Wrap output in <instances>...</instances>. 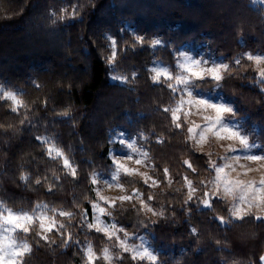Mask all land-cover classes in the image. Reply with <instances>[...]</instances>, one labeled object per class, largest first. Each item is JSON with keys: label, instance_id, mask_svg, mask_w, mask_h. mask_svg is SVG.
Here are the masks:
<instances>
[{"label": "trees", "instance_id": "16d2710c", "mask_svg": "<svg viewBox=\"0 0 264 264\" xmlns=\"http://www.w3.org/2000/svg\"><path fill=\"white\" fill-rule=\"evenodd\" d=\"M75 2L0 0V83L13 90L22 89L25 93L22 98L30 106L35 102L39 107L47 98L48 111L45 113L41 109L39 115L48 120H59L54 111L60 112L70 106L73 119L65 118L54 130L60 133L65 145H72L80 171L79 183L61 175L55 196L35 185L25 187L19 181L21 171H31L34 175L46 173L51 181V171L46 170L56 165L39 160L41 149L31 141L30 133L18 132L12 136L9 132L0 136V199L14 210L30 209L36 201L71 209L73 197H76L87 208L85 195L94 198L95 194L90 192L87 180L93 169L85 161H93L95 170H103L107 175L108 150L117 146L108 143L110 130L120 129L135 138L138 131H143L149 135V140L137 141L150 152L157 165V171H149V175L163 181L162 168L168 166L174 183L171 188L161 183L159 188L148 189L138 176H122L120 182L128 191L138 187L145 196L149 191L154 193L157 196L154 207L159 208L161 203L166 207L176 204L175 223L171 219L161 220L145 229L139 221L147 223L156 217L143 213L138 216L128 211L115 213L118 225L129 233L149 235L153 247L162 253L160 259L164 264L176 261L180 264H222L225 260L228 264L234 261L249 264V261L258 260L259 255L264 254V225L250 223L225 232L211 221V213L198 212L194 206L190 222H185L187 217L179 211L178 203L182 194L174 189L182 187V183L177 182L183 172L181 161L189 158L190 153L186 151L183 135H172L169 120L157 111L158 106L169 103V94L152 85L147 69L154 60L163 61L165 65L174 64V52L185 43L204 44L216 56L227 58L226 62L244 51L264 52V7L251 0H94L95 6H86L82 12V22L76 19L52 23L50 11L59 13L62 7L71 9ZM133 31L144 36L146 43L137 46L135 51L131 48L126 53L120 51L125 41L131 44ZM105 33L118 41L116 73L108 70L102 58V49L103 55H110L106 47L108 42L103 39ZM154 38L161 39L167 46L149 47L147 42ZM245 65L247 71L242 69L227 79L220 92L234 105L236 119L244 125L250 140L264 143L262 86H255L253 64L245 62ZM133 72L137 74L136 79H130L128 84L110 79L112 74L131 78ZM33 81L42 87L37 89ZM205 88L211 89L212 85L206 84ZM9 103L0 101V123L5 127L19 124L16 114L8 110ZM153 130L156 135L165 137L163 145L155 142V135H151ZM33 156L37 157L36 161ZM124 206L130 208L128 204ZM217 211L224 214L219 207ZM190 225L198 228L199 240L189 235ZM73 231L75 238L82 244L90 241L97 252L106 243L100 233L93 231L85 235L79 230ZM213 238L227 239L229 251H218ZM25 259L28 264H82L75 247L34 248L32 255ZM124 264H131V261L126 259Z\"/></svg>", "mask_w": 264, "mask_h": 264}, {"label": "snow or ice", "instance_id": "6c2138e0", "mask_svg": "<svg viewBox=\"0 0 264 264\" xmlns=\"http://www.w3.org/2000/svg\"><path fill=\"white\" fill-rule=\"evenodd\" d=\"M251 3L264 5V0H251ZM86 6L94 7V0H76L71 9L62 7L59 13L50 11L49 19L53 24L57 21L76 19L82 22L81 14ZM131 37V44L125 41V46L120 48V51L126 53L129 48L135 51L137 46L146 43L145 37L135 31L131 33ZM103 39L108 42L106 47L110 55H103L102 49V58L108 70L116 73L118 41L108 33L104 34ZM147 43L153 49L167 46L159 38ZM226 59L196 58L176 50L174 64L165 65L163 61L154 60L153 66L147 71L150 73L152 85L162 91L166 90L169 94V103L158 106L157 111L165 114V118L169 120V132L172 135H183L186 151L190 153L189 158L181 161L183 172L179 174L177 182L182 183V187L174 189L176 193L182 194V200L178 201L179 211L187 217L186 223L191 220L193 206L198 212L211 213V221L225 232H229L245 224L264 225V143L250 140L244 125L236 119L234 105L219 95V92L227 79L234 77L242 69L247 71L245 62L256 66V75L253 77L255 86H264V53L241 52L229 62H225ZM136 75L133 72L130 78L127 75L113 74L110 79L128 84L130 79L135 81ZM206 84H211L212 88L206 89ZM33 85L37 89L42 87L36 81H33ZM260 92L264 95V87H260ZM24 95L22 89L13 90L0 83V101L10 102L9 112L19 118L18 125L8 124L5 127L0 123V129L3 130L0 131V136L9 132L12 136H16L18 132L31 134V141L41 149L39 160L53 163L56 167L46 170L51 171V181L46 173L34 175L31 171H21L19 181L25 187L35 185L44 188L48 195L55 196L61 175L64 178L71 177L73 183L80 182L79 164L75 160L72 145H65L60 133L54 130L56 124L64 122L65 118L73 119L70 106L60 112L53 110L54 116L59 120H48L39 115L41 109L47 113L48 99H43L39 107H36L35 102L30 106L22 98ZM192 117H199L201 123H197ZM40 129H43L42 133ZM110 133L108 143L119 144L120 147H110L108 150L110 163L107 166V175L103 170L96 171L93 161H85L93 169L88 173L87 180L91 185L90 192L95 195L94 198L88 195L84 197L89 207H83L78 199L73 197L71 209L52 207L48 203L36 201L30 209L14 210L7 206L5 200L0 199V264H28L25 258L32 255L34 248L52 246L60 249L75 247L81 255L82 264H99L100 261L104 264H124L126 259L131 261V264H164L160 259L162 253L153 247L149 235L129 233L123 226L118 225L115 213L132 211L138 216L143 213L145 216L151 214L156 217L149 219L147 223L144 220L139 221L145 229L149 224L156 225L161 220L171 219L175 223L176 204L166 207L161 203L159 208L154 207L153 202L157 200L154 193L149 191L145 196V192L138 187H133L131 192H127L124 184L120 182L122 176H139L142 184L148 189L159 188L161 183L171 188L174 183L172 172L168 166H164V180L161 181L156 176L149 175L148 171L140 170V167H144L152 172L157 171V165L150 152L137 146V140H149V135L143 131L136 133V139L123 131L110 130ZM151 135H155L157 144L165 143L163 135H156L154 130ZM224 141H233L235 144H225ZM216 148L222 149L223 155H219L215 151ZM32 159L36 161L37 157L33 156ZM124 160H134L135 165L140 167H129ZM242 160L255 162L257 167L241 163ZM252 172L261 173L258 180L241 179V176H248ZM101 181L105 187L119 188L125 194L116 197L103 195V188L99 187ZM125 204L130 208H125ZM218 207L224 214L217 211ZM166 213L171 215L167 216ZM105 216L110 220L102 219ZM74 221L76 223H73ZM74 229L84 232L85 235L93 231L100 233L101 239L106 243L97 252L90 241L85 240L82 244L81 240L75 238ZM188 232L190 236L200 239L197 227L190 225ZM252 236L254 238L255 233ZM213 240L218 251H229L227 239ZM175 264H180V261ZM222 264L228 262L225 260ZM233 264L238 262L234 261ZM249 264H264V254H260L258 260L249 261Z\"/></svg>", "mask_w": 264, "mask_h": 264}, {"label": "rangeland", "instance_id": "374dc122", "mask_svg": "<svg viewBox=\"0 0 264 264\" xmlns=\"http://www.w3.org/2000/svg\"><path fill=\"white\" fill-rule=\"evenodd\" d=\"M261 5V4H259ZM261 7H264V5H261ZM127 29H129L130 31H132L131 28H129L128 26H126ZM179 51H183V52H186L188 53L189 55H192L196 58H200V57H204L206 59H212V58H218V57H221V56H216L213 52H211L210 50H208L204 44H196V45H191L189 43H185L183 45H181L178 49ZM244 52H249V51H244ZM254 54L255 53H264V52H253ZM226 62V61H225ZM153 66V62L152 64L150 65V67ZM254 66V69L256 68V66L253 64ZM113 75V74H112ZM264 87V86H262ZM219 95H222L223 94L221 92H219ZM224 97V96H223ZM225 98V97H224ZM226 101L228 102H231L230 100H228L227 98H225ZM232 103V102H231ZM192 119H195L197 123H201V120L199 117H192ZM238 120V119H237ZM118 131H122L120 129H116ZM124 132V131H123ZM133 139H136L135 137H132ZM223 143L227 144V143H234L233 141H224ZM137 146L141 149H143V147L139 144V142L137 141ZM237 147H239L238 145H236ZM119 144H117V146L115 148H119ZM144 150V149H143ZM207 150V149H206ZM215 151L219 154V155H223V150L222 149H219V148H216ZM135 159V157H134ZM125 164H127L129 167H140L138 165H135L134 163V160L133 161H128V160H124L123 161ZM241 163H246L248 164L250 167H257V164L255 162H248V161H241ZM140 170L141 171H150L148 168H144V167H140ZM264 171V170H262ZM260 172H252V173H249L248 176H241V179H252V178H255V179H259V176H260ZM233 175H235V173H233ZM139 177V176H138ZM140 178V177H139ZM99 187L103 188V195L105 196H108V197H116V196H119V195H122V194H125L124 192H122L119 188H107L103 185V182L101 181ZM125 187V186H124ZM125 189L127 190V188L125 187ZM127 192H131V191H128ZM89 219H91V217H89ZM102 219L106 220V221H109L110 218L109 217H102ZM120 226V225H119ZM138 235H142V234H138ZM136 243H139L138 240H135Z\"/></svg>", "mask_w": 264, "mask_h": 264}]
</instances>
